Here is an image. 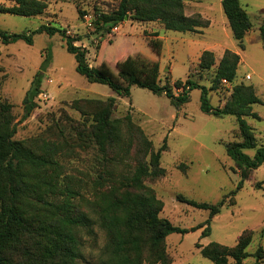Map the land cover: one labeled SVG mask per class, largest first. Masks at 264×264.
I'll use <instances>...</instances> for the list:
<instances>
[{
    "label": "rangeland",
    "instance_id": "374dc122",
    "mask_svg": "<svg viewBox=\"0 0 264 264\" xmlns=\"http://www.w3.org/2000/svg\"><path fill=\"white\" fill-rule=\"evenodd\" d=\"M43 1L47 6L36 16L0 12V29L31 36V42L18 39L5 44L0 41V99L12 105L11 113L16 122L13 138L32 146L46 142L59 144L61 151L55 160L60 165V177L78 188L80 195L74 204L88 212L95 189L105 190L111 184L107 181L103 186L97 185L94 182L97 172L107 169L113 174L129 173L135 165L133 147L125 151L126 134L120 149H107L106 153L99 150L90 134L95 103L79 101L115 96L112 118H122L129 113L151 140L154 150L166 143L160 157L165 175L146 179L145 183L163 203L160 216L188 229L186 233L167 235L170 264H214L201 255L196 244L218 242L233 246L244 230L252 232L248 253H253L258 246L264 249V163L250 172L233 197L230 195L240 181L235 164L226 153L228 143L240 140L235 116L203 112L200 88L190 90L188 100L179 104L164 93L155 94L135 85L130 87L128 96H116L108 85L89 82L76 71L75 57L66 50L60 33L36 32L44 25L64 30L65 35L77 39L75 45L84 47L90 66H97L102 59L113 64L126 56L141 54L158 62L159 83L168 82L173 94L181 90L174 85L175 80L190 78L208 89L207 98L213 108L224 104L233 85H252L260 99L251 105L258 117L246 116L245 119L253 128L257 144L243 152L253 157L256 148L264 146V49L258 30L264 20V0H240L252 23L243 39V48L232 35L221 0H184L185 14L199 15L206 23L205 27L198 28L201 30L198 33L169 31L158 21L131 19L107 31H99L95 19L100 12L114 10L118 0ZM12 4L10 0H0V6ZM153 32L158 33L156 38L162 44L159 54L147 44ZM226 49L239 54L236 76L231 84L221 83L211 89L215 67ZM203 50L214 54L215 64L208 70L197 66ZM36 74L40 77L36 106L22 119V100ZM180 163L187 165L186 170L178 167ZM178 193L210 204L224 199L220 212L209 221L208 234L203 235L202 231L207 226L209 211L178 201ZM81 240L82 257L78 264L95 262L105 243L104 233L96 227L91 235L84 230ZM253 261L254 258L248 256L242 264Z\"/></svg>",
    "mask_w": 264,
    "mask_h": 264
},
{
    "label": "trees",
    "instance_id": "16d2710c",
    "mask_svg": "<svg viewBox=\"0 0 264 264\" xmlns=\"http://www.w3.org/2000/svg\"><path fill=\"white\" fill-rule=\"evenodd\" d=\"M10 1L13 4L0 6V12L31 17L43 13L47 6L43 0ZM221 6L233 37L243 48V39L252 27L246 10L240 0H221ZM125 19L158 21L165 30L180 33H198L201 31L198 28L206 26L199 15L185 14L184 0H118L114 10L100 12L95 26L99 31H107ZM258 30L264 49V20ZM36 32L60 33L66 50L75 57L76 71L89 82L108 85L116 96H128L130 87L135 85L155 94L164 93L179 104L188 100L190 90L200 88L203 112L235 116L240 140L228 143L226 153L233 160L240 181L231 197L242 187L250 172L264 163V146L256 148L253 157L243 152V149L255 148L257 144L253 128L245 119L246 116L258 117L251 105L260 99L252 85H233L224 104L213 108L207 98L208 89L190 78L175 80L174 85L182 91L178 95L173 94L168 82L159 83L158 62L141 54L126 56L113 64L102 59L97 66H90L84 47L75 45L77 39L65 35L64 30L44 25ZM152 35L147 44L159 54L161 41L156 38L157 32ZM18 39L31 42L30 35L0 29L1 42L7 44ZM239 60L238 53L228 49L223 52L215 67L211 89H216L224 83L223 80L227 84L233 82ZM214 64L213 52L203 50L198 58V68L208 70ZM39 92L40 77L36 74L22 100V119L35 108ZM79 101L95 103L90 134L100 151L106 153L107 149H120L123 135H127L125 151H130L131 147L134 149L133 170L123 174L99 170L94 182L99 186L107 181L111 184L105 190L95 189L90 210L82 211L74 204L80 195L78 188L60 177V165L55 160L61 151L60 145L46 142L32 146L15 140L16 122L11 113L12 105L0 99V264H78L82 257L81 233L85 230L91 235L95 227L104 233L105 243L99 258L91 264H170L165 242L167 235L171 232L186 233L188 229L175 226L160 216L163 203L145 183L146 179H157L166 173L160 164L161 152L166 149L165 141L154 150L151 140L133 122L129 113L122 118H112L115 96L105 100ZM178 167L184 171L187 165L180 163ZM256 186L260 187V183ZM176 199L209 211L203 235L209 233V221L220 212L224 203V199L215 204L198 202L180 193L176 194ZM251 241V230H244L233 246L218 242L197 243L196 246L201 255L214 264H242L248 256L254 258L252 264H262L264 249L258 246L253 253H248Z\"/></svg>",
    "mask_w": 264,
    "mask_h": 264
},
{
    "label": "built area",
    "instance_id": "2783aa9c",
    "mask_svg": "<svg viewBox=\"0 0 264 264\" xmlns=\"http://www.w3.org/2000/svg\"><path fill=\"white\" fill-rule=\"evenodd\" d=\"M223 81H224L225 84H227V82H226L225 80H223ZM180 89H181V88H180ZM181 91H182V89L180 90V92H181ZM180 92H179V93H180ZM179 93H178V94H179ZM178 94H177V95H178Z\"/></svg>",
    "mask_w": 264,
    "mask_h": 264
},
{
    "label": "crops",
    "instance_id": "0c3cea01",
    "mask_svg": "<svg viewBox=\"0 0 264 264\" xmlns=\"http://www.w3.org/2000/svg\"><path fill=\"white\" fill-rule=\"evenodd\" d=\"M237 53V52H236Z\"/></svg>",
    "mask_w": 264,
    "mask_h": 264
}]
</instances>
